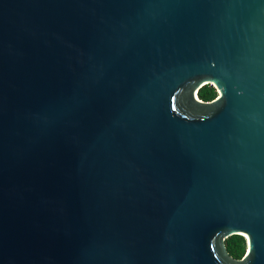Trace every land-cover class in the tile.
<instances>
[{
    "label": "water",
    "instance_id": "1",
    "mask_svg": "<svg viewBox=\"0 0 264 264\" xmlns=\"http://www.w3.org/2000/svg\"><path fill=\"white\" fill-rule=\"evenodd\" d=\"M0 264H264V0H0Z\"/></svg>",
    "mask_w": 264,
    "mask_h": 264
},
{
    "label": "trees",
    "instance_id": "2",
    "mask_svg": "<svg viewBox=\"0 0 264 264\" xmlns=\"http://www.w3.org/2000/svg\"><path fill=\"white\" fill-rule=\"evenodd\" d=\"M217 90L212 85H206L199 91V98L203 101H212L217 97ZM228 254L235 260H241L247 250L246 240L241 236H233L226 240Z\"/></svg>",
    "mask_w": 264,
    "mask_h": 264
}]
</instances>
